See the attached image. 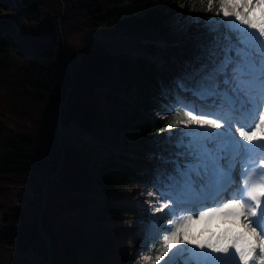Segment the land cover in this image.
<instances>
[{
	"label": "trees",
	"instance_id": "trees-1",
	"mask_svg": "<svg viewBox=\"0 0 264 264\" xmlns=\"http://www.w3.org/2000/svg\"><path fill=\"white\" fill-rule=\"evenodd\" d=\"M13 3L19 12L17 19L0 21V200L6 198L9 187L16 188V207L4 211L0 206L4 214L0 246L27 253L12 264H47L48 248L40 224L50 243L51 264H80L81 232L70 220L83 203L95 199H77L74 194L95 182L104 196L103 217L134 215L136 203H127L131 195L147 198L155 190L151 174L142 166L150 164L163 147L159 138L177 131L168 127L176 116L165 114L169 98L160 91L154 66L145 58L131 64L125 56L110 55L84 30L107 27L171 42L193 31L196 21L189 18L211 17V11L207 0ZM17 20L24 22L28 39L23 48L15 44L11 32ZM73 38L80 39L79 49L69 43ZM146 49L152 52L154 47ZM162 54L171 67L190 58L182 49L170 48ZM68 128L92 133L107 129L111 134L105 135L106 141L121 142L132 156L101 159ZM94 167L98 168L95 178ZM117 233L120 240L114 239ZM130 235L123 230H101L97 244L91 247L93 264H108L104 263L107 255L120 262L127 260ZM155 250H161L160 244L152 250L145 247L144 258L154 259Z\"/></svg>",
	"mask_w": 264,
	"mask_h": 264
},
{
	"label": "snow or ice",
	"instance_id": "snow-or-ice-1",
	"mask_svg": "<svg viewBox=\"0 0 264 264\" xmlns=\"http://www.w3.org/2000/svg\"><path fill=\"white\" fill-rule=\"evenodd\" d=\"M214 5L215 17L189 18L190 58L160 83L170 101L165 114L176 109L168 127L177 131L159 138L151 159L150 183L164 202L154 211L163 215L143 227L149 242L166 233L155 257H167L164 264H250L257 250L264 264V0H207L209 11ZM197 211L240 219L244 231L191 237L184 229Z\"/></svg>",
	"mask_w": 264,
	"mask_h": 264
},
{
	"label": "rangeland",
	"instance_id": "rangeland-1",
	"mask_svg": "<svg viewBox=\"0 0 264 264\" xmlns=\"http://www.w3.org/2000/svg\"><path fill=\"white\" fill-rule=\"evenodd\" d=\"M259 10L255 9L254 11V15L256 16L258 14ZM19 12H17L15 9H13L12 7V3L10 0H0V21H5L6 19H17ZM221 19H222V14H221ZM11 32L14 35V41L15 44L18 47H24L28 44V39L25 36V32H24V22L22 20H17L16 21V25L14 27H11ZM100 32H102L106 38L110 37V36H114L116 34L123 36L121 42L119 43L118 47H121L123 50L121 51L122 53L125 52V47L127 44H134L137 45L138 47H142L143 45V40L141 38H133L131 37L128 33H125L123 31L120 30H111L110 28L104 27L103 29L100 30ZM71 41V40H70ZM75 41V42H72ZM71 42L74 44V48L75 49H79L80 48V39H75L73 38ZM69 47V45H68ZM118 47H116V50H118ZM119 51V50H118ZM127 59L129 60V62L132 64L133 62V57L131 56L130 53L126 54ZM154 57H156V59H159L160 61H162L164 64V60L162 57H160V54L158 52V50L156 51V54L154 55ZM158 66V65H157ZM166 67L164 66H160L161 68ZM162 70V69H161ZM3 74V72H2ZM110 132L107 129L101 130L100 132H98V134H94L92 139L93 141H101L103 140V142L106 141L105 139V135H109L110 136ZM104 137V138H103ZM102 142V143H103ZM95 145V144H94ZM120 146H117L116 148L118 149ZM101 149V147L96 146L95 148V152H98V150ZM98 167V166H97ZM96 170L93 172V176L94 178L97 175V168ZM88 195L89 197H93L95 199V201L89 202L87 204H84V209H85V213L84 215L80 218V210H78L77 212V219L75 220L76 224H84V231L81 234V244L79 243L80 246H78V258L80 260V262L84 263V264H91L93 261V254H92V250L91 247L95 246L97 244V233L103 229V228H112V227H119V229H122L123 231H131L132 232H137L139 234H141V232L143 231V224L141 225V223H143L145 221L146 217L149 216H161L163 215V212H155L154 210L157 208H163V201L160 200L157 192L156 193H151L147 195V198L144 197L143 195L139 194L134 201L137 202L136 207L138 208V214H136L135 216H131V217H123L120 219V221H116V220H109V219H105L102 216V214L99 212L100 208L102 207V198L99 192V188H97V185L95 184V182L93 184H90L88 186ZM16 191V188H12L9 187L8 192L6 193V198L1 199L0 200V206L3 208V210H8L12 207H16V202L13 199V193ZM81 209V208H80ZM164 211L166 212L167 209H164ZM3 213L0 212V229H2V217H3ZM102 219V220H101ZM168 219H172L173 220V224L169 225L167 223ZM180 219L179 215H175V216H168L164 221L163 224L166 228L171 229L172 227L175 226V223L178 222V220ZM94 220V221H93ZM93 221V222H91ZM100 222V223H99ZM207 221L204 220L203 217H193V220L190 221L186 228L184 229L189 236L191 237H196L198 239H207L209 238L208 235L209 233H213L215 232V229H217L220 225L223 224V222L219 221L216 223L215 226H213L212 224H210L208 227H206L205 229H203V227L205 226ZM87 224H91L90 228H87ZM99 224V226H98ZM141 225V226H139ZM98 226V227H97ZM97 227V228H95ZM140 227V228H138ZM90 231V232H89ZM164 235H166V233H161L160 237L163 239ZM109 236H105V238H108ZM146 238V237H144ZM115 240H120L121 239V235L119 233L115 234L114 236ZM133 236L130 235L129 239H128V244L130 245L131 248V244L133 242ZM185 247L187 245H184ZM135 253V251L133 252ZM137 254V253H135ZM14 255L12 250L3 248L0 246V264H10L12 263L14 260ZM104 263H108V264H148L149 260H146L145 258L142 261H139L137 259H134L133 261L130 259V262L128 263L127 260L125 261H118L117 259L114 258V256L112 255H107V257L104 259Z\"/></svg>",
	"mask_w": 264,
	"mask_h": 264
},
{
	"label": "bare ground",
	"instance_id": "bare-ground-1",
	"mask_svg": "<svg viewBox=\"0 0 264 264\" xmlns=\"http://www.w3.org/2000/svg\"><path fill=\"white\" fill-rule=\"evenodd\" d=\"M225 230H230L233 233L243 232V230H242V228L240 226L223 225L220 229H218L217 236L223 234L225 232ZM235 263H239L238 259L235 261Z\"/></svg>",
	"mask_w": 264,
	"mask_h": 264
},
{
	"label": "water",
	"instance_id": "water-1",
	"mask_svg": "<svg viewBox=\"0 0 264 264\" xmlns=\"http://www.w3.org/2000/svg\"><path fill=\"white\" fill-rule=\"evenodd\" d=\"M45 198H46V194L44 193V194H43V203L45 202ZM41 234H42L44 240L46 241L47 247L49 248L50 244H49V242H48V238H47L46 234H45L43 231H41ZM50 262H51V260H50V258H49V260H48V264H50Z\"/></svg>",
	"mask_w": 264,
	"mask_h": 264
}]
</instances>
